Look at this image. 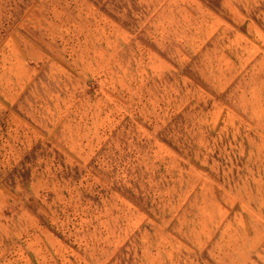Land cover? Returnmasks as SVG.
Wrapping results in <instances>:
<instances>
[{
    "label": "rangeland",
    "instance_id": "rangeland-1",
    "mask_svg": "<svg viewBox=\"0 0 264 264\" xmlns=\"http://www.w3.org/2000/svg\"><path fill=\"white\" fill-rule=\"evenodd\" d=\"M0 264H264V0H0Z\"/></svg>",
    "mask_w": 264,
    "mask_h": 264
},
{
    "label": "crops",
    "instance_id": "crops-1",
    "mask_svg": "<svg viewBox=\"0 0 264 264\" xmlns=\"http://www.w3.org/2000/svg\"><path fill=\"white\" fill-rule=\"evenodd\" d=\"M245 16L250 19V21L247 23V25L245 26V30H247V32L252 33L255 32L256 33V28H259L261 26V21L260 19H257L254 17H252V15L246 13ZM255 18V19H254Z\"/></svg>",
    "mask_w": 264,
    "mask_h": 264
}]
</instances>
